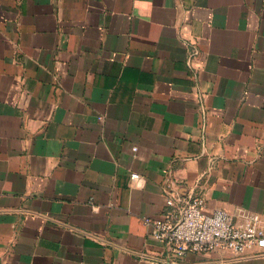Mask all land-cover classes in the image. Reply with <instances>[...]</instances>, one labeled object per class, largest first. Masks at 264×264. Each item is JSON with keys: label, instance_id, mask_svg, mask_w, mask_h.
<instances>
[{"label": "crops", "instance_id": "0c3cea01", "mask_svg": "<svg viewBox=\"0 0 264 264\" xmlns=\"http://www.w3.org/2000/svg\"><path fill=\"white\" fill-rule=\"evenodd\" d=\"M168 184L264 218V0H0V264H264L152 238Z\"/></svg>", "mask_w": 264, "mask_h": 264}, {"label": "built area", "instance_id": "2783aa9c", "mask_svg": "<svg viewBox=\"0 0 264 264\" xmlns=\"http://www.w3.org/2000/svg\"><path fill=\"white\" fill-rule=\"evenodd\" d=\"M138 179V173H131ZM165 206L160 217H144L149 234L168 245L176 255L187 251L226 249L242 255L254 246L264 247V218L240 209L236 214L222 209L208 210L199 196L181 195L172 184L166 186Z\"/></svg>", "mask_w": 264, "mask_h": 264}]
</instances>
